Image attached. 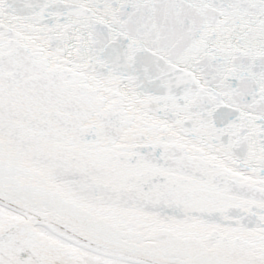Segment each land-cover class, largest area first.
Segmentation results:
<instances>
[{
  "label": "snow or ice",
  "instance_id": "6c2138e0",
  "mask_svg": "<svg viewBox=\"0 0 264 264\" xmlns=\"http://www.w3.org/2000/svg\"><path fill=\"white\" fill-rule=\"evenodd\" d=\"M0 264H264V0H0Z\"/></svg>",
  "mask_w": 264,
  "mask_h": 264
}]
</instances>
